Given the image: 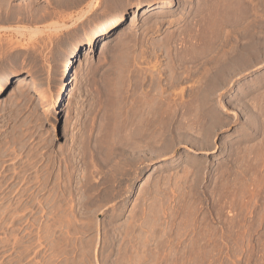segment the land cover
I'll use <instances>...</instances> for the list:
<instances>
[{
  "label": "rangeland",
  "instance_id": "obj_1",
  "mask_svg": "<svg viewBox=\"0 0 264 264\" xmlns=\"http://www.w3.org/2000/svg\"><path fill=\"white\" fill-rule=\"evenodd\" d=\"M7 1L0 85L27 82L0 97V264H264V0L145 7L61 100L71 43L165 0Z\"/></svg>",
  "mask_w": 264,
  "mask_h": 264
},
{
  "label": "bare ground",
  "instance_id": "obj_2",
  "mask_svg": "<svg viewBox=\"0 0 264 264\" xmlns=\"http://www.w3.org/2000/svg\"><path fill=\"white\" fill-rule=\"evenodd\" d=\"M31 1V0H30ZM7 2V4H10L7 0H0V10L2 8L3 5H5V3ZM81 2V1H79ZM174 0H165V1H158V2H149V3H139L137 5V9L136 11H134L133 15H131L130 17H124L122 18L117 24L113 25L112 27L104 30L99 36L97 35H90L88 36L84 41H80V42H74V43H71L68 48H67V51L68 53L70 54L69 57H67V59L65 60L63 66H62V69H61V77H59V79L54 83L53 87H52V90L53 92L56 94L57 96V100H59L61 98V95H62V92H63V86L65 84V81L67 79V77L69 76V74L71 73L72 71V68L73 66L75 65V63L78 61V57H79V54H80V51L82 48L85 49V53L87 52H90L91 50H93L95 48V46H106L108 45L111 40L117 36L118 34H121L123 33L129 26L130 22H135L139 19V16H140V13H141V10L145 7H147L149 10L150 9H162V8H167V7H170L172 4H173ZM33 4V3H32ZM32 6V5H31ZM96 6V3L94 1H92L89 5V9L88 10H91L93 9L94 7ZM4 7V6H3ZM259 7V6H258ZM13 8V7H12ZM15 8V7H14ZM255 8V7H253ZM24 9V8H23ZM30 9V7L28 8ZM252 9V8H251ZM6 10V9H5ZM21 10V9H20ZM257 10V9H256ZM259 10V9H258ZM257 10V11H258ZM25 11V10H24ZM28 11V10H26ZM14 12V11H13ZM8 13L7 15V18H10V19H14L17 17V14L16 13ZM19 13V12H18ZM27 13H30V12H27ZM253 13V12H252ZM24 14V13H23ZM257 14L255 13L254 16H256ZM2 15H0V21H2L4 19V17H1ZM4 16V15H3ZM26 16V15H25ZM23 17V16H22ZM28 17H26L27 19ZM48 17H45V19H47ZM253 19H256V17H251ZM264 18V17H263ZM32 19V18H31ZM38 19V18H37ZM252 19V20H253ZM40 20V19H39ZM38 20V21H39ZM5 21V20H4ZM256 21V20H255ZM250 22V21H249ZM254 22V20H253ZM252 23V22H251ZM257 23V22H256ZM250 25V24H249ZM254 24H252L253 26ZM240 26V25H239ZM50 28V27H49ZM240 29V28H239ZM253 30V32L251 31V35H252V38L255 39L256 38V35H257V32L255 30V27L254 29H251ZM0 32H2V29L0 28ZM241 33V32H240ZM239 33V34H240ZM248 33H250L248 31ZM246 34V33H245ZM247 35V34H246ZM102 36L101 39H99L100 37ZM250 37V36H249ZM133 38V37H132ZM251 38L252 41H254L253 39ZM241 39V38H240ZM225 41V40H224ZM256 41V39H255ZM254 41V42H255ZM238 44V43H237ZM255 44V43H253ZM245 46V45H244ZM253 46V45H252ZM126 47V46H125ZM246 47V46H245ZM246 49V48H245ZM244 50V49H243ZM238 53V52H237ZM251 54V53H250ZM203 64V63H202ZM197 66V65H196ZM208 67V66H206ZM219 67V66H218ZM207 69V68H206ZM212 70V69H210ZM215 70V69H214ZM224 67L221 66L219 67V69L215 70L217 73H225L224 71ZM194 71V70H193ZM213 71V70H212ZM210 72V71H209ZM211 73V72H210ZM212 75V74H211ZM219 76H221L222 74H218ZM217 75V76H218ZM223 76V75H222ZM213 78V77H212ZM209 79V78H208ZM216 79V78H215ZM221 79V78H220ZM224 79V78H223ZM177 80V79H176ZM196 80V79H195ZM214 80V79H213ZM212 80V81H213ZM219 80V79H218ZM220 83L224 84L226 82H224L225 80H219ZM26 82H27V79H25L24 77H14V78H11L9 80H7L5 83L1 84L0 85V97H2L5 92L8 90H11L12 88V91L13 92H21L23 90V88H25V85H26ZM215 82V81H214ZM212 82V83H214ZM28 84V83H27ZM227 84V83H226ZM172 85V84H171ZM209 86V83L206 84V86ZM216 85V84H215ZM218 86V85H216ZM172 87V86H171ZM212 87V86H211ZM205 88V87H203ZM217 88V87H216ZM211 89H214L211 88ZM203 91V90H202ZM211 91V90H210ZM207 92V91H206ZM17 93V94H19ZM22 94V93H21ZM205 94V95H204ZM204 99H206V101H208V99L210 98L209 94L208 93H204ZM202 96V95H201ZM203 97V96H202ZM203 99V98H202ZM203 99V101H204ZM2 100V99H1ZM61 100V99H60ZM145 100V99H144ZM206 103V102H205ZM132 108V107H131ZM204 108V107H203ZM160 109V108H159ZM153 110V109H152ZM168 111V110H167ZM141 111H139L140 113ZM160 112L161 109H160ZM152 113V112H151ZM149 114L147 116V119L148 121L150 122V125L153 124V131H154V134H155V139L152 140L154 143V141H158L159 138H161V134L163 133L164 131V127L162 126V124L159 122L160 121V115H159V112H155L152 113V114ZM137 114V113H136ZM164 114V113H163ZM134 115V114H133ZM176 115V111L173 112L172 116L174 118V116ZM133 117V116H132ZM135 117V116H134ZM128 118V117H127ZM141 118V117H140ZM138 119V118H137ZM140 121V120H139ZM133 122V121H132ZM147 123V122H146ZM152 123V124H151ZM134 124V123H133ZM138 124V123H137ZM142 126V125H141ZM127 127V126H126ZM150 127V126H149ZM152 127V126H151ZM150 129V128H149ZM170 129V128H169ZM141 130V129H140ZM139 130V131H140ZM142 132V131H141ZM150 133V132H149ZM140 134V133H139ZM149 138V137H148ZM151 142H146V143H141L139 144V147H148L149 145L152 144ZM50 166V165H49ZM52 174V173H51ZM56 182V181H55ZM23 187V186H22ZM46 187V186H45ZM26 188V187H25ZM51 189V188H50ZM49 190V189H48ZM41 191V190H40ZM43 191V190H42ZM55 205V204H54Z\"/></svg>",
  "mask_w": 264,
  "mask_h": 264
}]
</instances>
